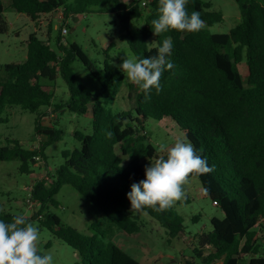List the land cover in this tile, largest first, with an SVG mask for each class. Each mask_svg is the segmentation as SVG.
<instances>
[{
    "label": "trees",
    "instance_id": "trees-1",
    "mask_svg": "<svg viewBox=\"0 0 264 264\" xmlns=\"http://www.w3.org/2000/svg\"><path fill=\"white\" fill-rule=\"evenodd\" d=\"M141 1L10 0L11 8L33 22L58 9L62 21L56 28L54 47L48 42L49 35L45 40L32 32L24 42L25 60L0 64L6 74L0 81V122L6 121L1 118L6 108L18 106L36 113L34 133L45 137L33 149L16 138H5L0 144V161L18 160L20 172L32 173L35 158L44 157L45 146L59 139L54 124H41L40 118L46 115L42 108L89 111L91 125L89 133L74 132L80 146L62 151L63 162L50 174V183L39 180L32 186L30 198L39 203L40 210L26 219L43 216L42 224L77 251L80 260L74 264H141L116 244L62 225L56 214L47 211L41 216L40 212L54 204V195L67 184L123 232L140 231L142 223L127 193L133 183L145 178L143 159L167 155L166 151L158 155L148 143L144 125L150 118L170 117L184 140L214 169L188 178H197L204 194L223 212L221 219L210 218V231L197 235L194 255L202 264H239L240 260L264 264V241L259 234L264 227V4L261 0H234L239 10L237 22L227 32H212L210 27L223 20L222 14L212 10L208 1L188 0L187 11L200 13L203 29L195 33L170 30L156 36L152 21L159 16V0H148L144 6ZM93 11L116 13L119 39L138 57L156 55V45L167 37L173 41V68L161 77V91L153 89L146 99L139 88L131 110L113 112L101 106L95 100L97 93L86 89L71 69V63L79 60L100 84L105 102L117 96L123 83L124 74L118 67L107 61L100 66L80 45L62 39L61 27L70 16ZM131 20L142 24L130 27ZM6 30L0 0V33ZM111 46L108 43L105 51ZM243 61L245 79L237 69ZM57 75L69 93L63 104L53 103V92L41 83L42 78L54 80ZM128 87L133 85L128 83ZM142 210L169 237L182 233L183 219L172 206L164 211ZM15 215L0 209V219L6 222ZM184 264L196 263L191 257Z\"/></svg>",
    "mask_w": 264,
    "mask_h": 264
},
{
    "label": "rangeland",
    "instance_id": "rangeland-1",
    "mask_svg": "<svg viewBox=\"0 0 264 264\" xmlns=\"http://www.w3.org/2000/svg\"><path fill=\"white\" fill-rule=\"evenodd\" d=\"M130 2L131 0H124ZM211 3L212 10L222 14L223 20L210 27L212 32H227L238 20L239 10L234 0H204ZM148 2V0H146ZM10 0H2L3 17L7 24V30L0 33V64L23 62L26 58V41L30 32H35L46 40L49 35V44L54 47L55 36L58 30L54 23L60 24V20L54 14L41 18L44 24L34 31L33 24L24 14L17 13L9 5ZM141 25L140 21L131 20L130 27ZM65 25V24H63ZM49 26H53L49 30ZM66 33L62 34L65 42H75L82 47L85 53L100 66L103 61L114 66L122 63L125 54H133L125 41L119 39V20L115 12H98L70 16L66 21ZM111 48L105 51L108 43ZM71 69L79 78L82 85L97 93L96 101L106 109L113 112L131 110L134 106V95L139 87L130 82L124 76L123 83L117 96L110 102H105L101 95L100 84L90 75L89 71L75 59L71 63ZM237 69L243 79L247 70L243 62L237 65ZM6 77L5 71L0 69V81ZM48 91L53 92V103H65L69 93L65 81L57 75L54 80L41 79ZM128 83L133 88L128 87ZM130 93L132 96H130ZM46 115L40 118L42 125H52L60 131V137L45 146L44 157L40 156L32 165V173L19 171L18 160L0 161V209L16 215L24 214L26 217L35 215L40 210L38 202H28V192L37 181L50 183V174L62 162V151L79 148L80 142L75 138L74 132L89 133L91 131L90 112L84 114L69 111L66 108L56 109L54 106L42 108ZM0 122V144L5 143V138H16L24 146L33 149L40 146L45 137L34 133V121L36 113L22 110L18 106L6 108ZM144 130L147 133V141L162 152L160 145L170 147L178 140H184L182 132L170 117L161 120L148 119ZM146 143V142H145ZM156 159H143L144 169L150 166ZM185 195L175 201L171 206L183 219V231L178 237H169L165 229L143 210H137L139 221L142 223L140 231L127 234L116 225L109 222L103 214L94 208L83 196L78 194L70 185L64 184L54 195V204H48V208L41 210V216L47 211L56 214L62 225L75 227L78 231L92 236L95 235L105 242H112L131 255L141 264H184L187 259L193 258L196 264H202L193 253L197 246L196 237L201 233L211 230L210 218L215 216L223 218L221 209L214 205L202 190L199 180L195 177L187 178L183 185ZM39 218V217H38ZM40 217L29 222L35 224L40 230L41 239L38 244L40 254H51L55 264H74L79 261L77 251L58 239L52 231L42 224ZM54 228V227H53ZM104 237H102V235ZM264 241V232L261 234ZM207 253V250H204ZM87 255V249L83 250ZM239 264H246V260H240Z\"/></svg>",
    "mask_w": 264,
    "mask_h": 264
},
{
    "label": "clouds",
    "instance_id": "clouds-1",
    "mask_svg": "<svg viewBox=\"0 0 264 264\" xmlns=\"http://www.w3.org/2000/svg\"><path fill=\"white\" fill-rule=\"evenodd\" d=\"M187 4L188 0H159V16L152 21L153 33L160 36L170 30L186 33L202 30L204 21L200 13L189 14ZM173 47L171 37H167L156 45V55L141 58L125 54L116 67L148 99L153 89L161 91V77L173 68L170 59ZM160 150L166 151V158L151 161L145 169V178L133 183L127 193L132 209L151 207L164 211L184 197L183 185L190 174L203 175L214 170L186 140H178L170 147L161 144ZM40 239L39 228L24 214L15 215L10 222L0 219V264H55L53 255L39 253Z\"/></svg>",
    "mask_w": 264,
    "mask_h": 264
},
{
    "label": "built area",
    "instance_id": "built-area-1",
    "mask_svg": "<svg viewBox=\"0 0 264 264\" xmlns=\"http://www.w3.org/2000/svg\"><path fill=\"white\" fill-rule=\"evenodd\" d=\"M141 5H142V6L146 5V0H142V1H141ZM53 14H54V17H55L57 20L62 21V13H61L60 9L54 11ZM60 23H61V22H60ZM57 26H58V25H57ZM66 32H67V28H66V26H65V25H62V27H61V33H66ZM39 158H40V157L37 156L35 159H39ZM27 190H29L28 195H27V196H29V197L27 198V200H28V202H30V201H31L30 196H31L32 186L30 187V189H27ZM30 204H31V202H30ZM213 204H215V202H213Z\"/></svg>",
    "mask_w": 264,
    "mask_h": 264
},
{
    "label": "crops",
    "instance_id": "crops-1",
    "mask_svg": "<svg viewBox=\"0 0 264 264\" xmlns=\"http://www.w3.org/2000/svg\"><path fill=\"white\" fill-rule=\"evenodd\" d=\"M52 15H53V13H51ZM49 15V14H48ZM42 18V17H41ZM41 18L38 20L39 21V24H37L36 25V27H33V29H34V31L36 30V29H40L41 27H43L44 26V24L45 23H43L42 21H41ZM32 22V26H33V24L35 25V23L36 22H33V21H31ZM57 27V24L56 23H54V28H56ZM30 33H32V32H30ZM29 33V34H30ZM261 222H262V225H264V219H261ZM264 232V227L262 228L261 227V232H259V234H262ZM207 250V249H206Z\"/></svg>",
    "mask_w": 264,
    "mask_h": 264
}]
</instances>
